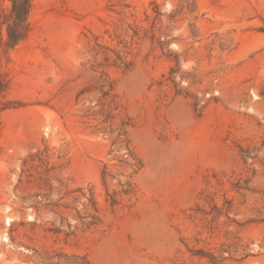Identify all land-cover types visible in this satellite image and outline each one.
<instances>
[{"label":"rangeland","instance_id":"obj_1","mask_svg":"<svg viewBox=\"0 0 264 264\" xmlns=\"http://www.w3.org/2000/svg\"><path fill=\"white\" fill-rule=\"evenodd\" d=\"M30 3L0 54V264H264V0ZM120 128L142 167L111 207Z\"/></svg>","mask_w":264,"mask_h":264},{"label":"trees","instance_id":"obj_2","mask_svg":"<svg viewBox=\"0 0 264 264\" xmlns=\"http://www.w3.org/2000/svg\"><path fill=\"white\" fill-rule=\"evenodd\" d=\"M30 10V0H11L9 13L0 15V54L8 53L9 50L26 37L29 30L28 16ZM7 89L8 81L0 74V111L13 104H17L16 102L5 99ZM112 145L116 146L117 150H123V153L118 156V161L121 165L130 170L129 174L124 179H117V185L119 187L117 190H112L109 193L106 192L107 202L111 207H116L121 203L123 197L133 194L134 185L132 178L133 175L140 170L142 163L131 149L126 131L123 128H120L118 133L114 136ZM107 177L113 178L107 171L106 166H104L101 174L104 187H106L107 184Z\"/></svg>","mask_w":264,"mask_h":264}]
</instances>
